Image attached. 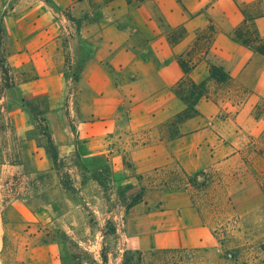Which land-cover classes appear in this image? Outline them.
Masks as SVG:
<instances>
[{
  "label": "crops",
  "instance_id": "0c3cea01",
  "mask_svg": "<svg viewBox=\"0 0 264 264\" xmlns=\"http://www.w3.org/2000/svg\"><path fill=\"white\" fill-rule=\"evenodd\" d=\"M49 5L51 10L68 8L75 16L90 18L81 20L78 32L73 25L69 28L71 62L82 63L76 84L78 107L73 112L63 105L67 81L61 72L19 87L15 83L0 92L6 107L2 110L15 134L26 130L27 116L19 110L10 118L11 90L28 98L56 96L47 124L60 157L69 154L74 143L67 115L74 118L81 143L93 150L104 151L124 133L160 134L186 109L177 91L186 96L187 89L177 85L187 78L204 85L193 115L173 126L172 138L159 137L132 151L135 165L140 160L146 173L178 167L191 175L246 156L250 173L264 177V55L234 38L238 33L255 46L264 43V0H49ZM19 58L26 64V54ZM49 61L61 69V60ZM25 64L22 70H27ZM210 67L221 69L227 79H211ZM47 81L59 87L48 93ZM36 85L41 89L31 91ZM6 129L7 123L0 130V163ZM153 189L127 211L124 234L131 245L139 250H215L217 242L188 189ZM58 253L55 244L35 246L27 250V259L58 264ZM219 261L216 257L210 264Z\"/></svg>",
  "mask_w": 264,
  "mask_h": 264
},
{
  "label": "rangeland",
  "instance_id": "374dc122",
  "mask_svg": "<svg viewBox=\"0 0 264 264\" xmlns=\"http://www.w3.org/2000/svg\"><path fill=\"white\" fill-rule=\"evenodd\" d=\"M49 7V0H0V49H3L0 55H4L18 87L25 81L63 73L67 81L63 105L75 112L76 84L82 63L73 64L70 59L69 28L73 23L67 16L86 22L90 18L84 19L83 13L75 16L68 8ZM41 14L43 19L35 29ZM24 54L28 58L26 64L19 58ZM53 59L62 61L61 69L50 63ZM24 64L27 70H22ZM40 85L31 91H39ZM44 87L50 93L59 85L47 81ZM185 88L188 93L189 86ZM54 98L45 94L28 98L11 90L10 118L13 120L19 110L27 116L26 130L21 135L9 127L10 119L2 110L6 108L5 101L0 100V130L8 125L2 136L5 158L0 163V264H33L27 259V250L48 244L58 247L59 253L54 258L58 264H210L223 254L218 244L215 250L202 253L139 250L124 234L125 205L142 188V198L153 188L184 189L160 188V182L171 175L142 172L145 166L140 165V160L136 166L130 157L136 148L172 135L175 130L172 125L161 128V135L156 131L117 135L103 151V147L93 150L81 143L75 134L74 118L67 115L74 143L69 154L59 156L57 166H53L49 155L37 145L35 122L26 103L42 112L49 129L47 115L54 113ZM175 163L178 162H171ZM250 172L247 157L241 156L235 163L205 171L208 178H198L202 189L186 188L198 206H206L210 200L218 205L220 217H224L222 223L229 222L231 229L227 249L248 247L246 254L237 255V261L225 263L220 259L219 264H262L258 259L264 258V177L255 178ZM93 173L99 175L104 187L90 179ZM206 179L209 181L204 186ZM14 184L18 185L17 193L10 195L7 188ZM68 185L73 190L66 189ZM202 213L205 221L212 224L207 212Z\"/></svg>",
  "mask_w": 264,
  "mask_h": 264
},
{
  "label": "trees",
  "instance_id": "16d2710c",
  "mask_svg": "<svg viewBox=\"0 0 264 264\" xmlns=\"http://www.w3.org/2000/svg\"><path fill=\"white\" fill-rule=\"evenodd\" d=\"M67 18L71 23H73L75 31L78 32L81 27V20L74 19L69 16H67ZM83 18L86 19L87 15L85 14ZM69 37L71 38L70 35ZM234 38L237 41L241 42V44L251 49H254L255 52L264 55V43L255 46L249 40L250 38H242L241 34L238 33L235 34ZM0 47H1V36H0ZM2 51L3 49H0V54ZM209 75L211 79L215 80L216 82H223L227 79L226 74L221 69L216 67L209 68ZM73 81L76 82V78H74ZM182 84L189 86V91L187 93V96H184L182 92H180V90L177 91V96L186 105V109L180 115H178L174 120L171 121L170 125L172 126H175L180 122L186 120L187 118H190L194 113L193 106L195 102L204 94L203 84L195 85L191 83L190 80L187 78L183 79L181 83H179L177 86L180 87L182 86ZM14 85H15V80L10 72V68L7 65L6 59L4 55H0V89L1 90L10 89L14 87ZM26 106L29 108L30 113L35 122L37 145L41 147L47 155H49L50 159L52 160L53 166H57V163L59 161V155L54 145L53 138L46 125L45 119L42 117V112L36 111L33 105L29 103H26ZM173 135H175V133H173ZM173 135H170V137L172 138ZM104 170L107 171V168H105ZM164 172H168L171 175L170 177L167 178V180H162L160 182L159 187H164V188L183 187V188H193L200 190L202 189L201 187L203 184H200L198 182L199 180L198 178L200 176L208 178V173L206 174L205 172H195L189 175L186 174L183 170L179 169L178 167L170 168V169L169 168L155 169L153 171V174L157 175ZM98 176L99 175H95L93 173L90 179L97 182L101 187H104L103 182ZM15 178H12V180H17ZM208 181L209 179H206V184L204 186L208 184ZM17 188L18 185L15 184L13 186H9V188H7L8 194L12 195L17 193ZM65 188L69 190H73V187H71V185H68V187ZM143 191L144 189L142 188L139 191V193H137L130 199V201L125 205V211H128L134 205L141 202ZM193 205L196 207L197 211L199 212V215L201 216V220L203 221V223L209 228L211 235L216 240L217 244L221 248H223V254L219 257L221 260H223L225 263L226 262L233 263L234 261H237V255L241 254L243 256L248 252L247 246H239L234 249H227L225 247V244L228 242V239L230 237L231 229L229 228V222L226 221L224 224L222 223L224 217H220L222 212L220 211L218 205L214 201L210 200L206 206L204 204L198 206L193 201ZM202 211L204 212L206 211L207 217L208 216L211 217V220H213V222H211L212 224L207 223L205 221V219L207 218L203 216ZM157 252L202 253L204 251L200 249H158ZM258 263H262V260L258 259ZM241 264H247V262H243Z\"/></svg>",
  "mask_w": 264,
  "mask_h": 264
}]
</instances>
